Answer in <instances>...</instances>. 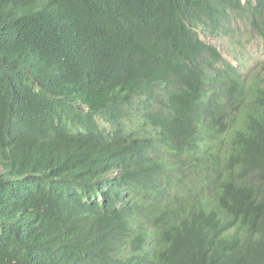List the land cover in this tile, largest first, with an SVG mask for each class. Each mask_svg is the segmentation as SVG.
<instances>
[{"label": "trees", "instance_id": "obj_1", "mask_svg": "<svg viewBox=\"0 0 264 264\" xmlns=\"http://www.w3.org/2000/svg\"><path fill=\"white\" fill-rule=\"evenodd\" d=\"M232 19L264 53V0H0V264L121 262L141 213L131 241L156 242L130 264H264V58L243 72L197 33L242 49ZM192 208L198 239L171 243Z\"/></svg>", "mask_w": 264, "mask_h": 264}, {"label": "clouds", "instance_id": "obj_2", "mask_svg": "<svg viewBox=\"0 0 264 264\" xmlns=\"http://www.w3.org/2000/svg\"><path fill=\"white\" fill-rule=\"evenodd\" d=\"M246 1L247 0H241L242 3H245ZM234 20L242 21L240 19H232L231 21H234ZM232 25H233V23H232ZM232 27L233 28H239L236 26H232ZM207 29H209V28H207ZM197 33L200 35V39L204 43H208V44L215 46L214 44L208 42L206 39L203 38L204 34L207 35V33H209L208 30H206L204 28H198ZM213 36H215V35H213ZM239 50H240L239 52L242 51V49H239ZM260 50H261V47H260ZM239 52L235 53L236 58H237V55ZM260 52L263 53L262 51H260ZM245 53H247V52H245ZM203 54H204V50H201L199 58ZM222 55L227 60H229L231 63H233L235 66L239 65V59L238 58H237L238 62H235V61H232L231 59H228L223 53H222ZM263 55H264V53H263ZM244 58H245V56H244ZM244 58H243V61H245ZM256 58L261 59L262 57H259V55L251 56L250 57L251 62L249 65H247L243 69V72L247 71V68L252 64V62ZM245 65H246V63H245ZM130 100H132V106H131L132 109L136 110V107L138 108V110L144 109L148 114H152V113L156 112L157 109L159 107H161L163 104H170L169 100L164 95L154 94V93H150V92L133 94V97L130 98ZM78 106L82 107V108L86 107V105H83V104H78ZM169 113H170V111H169ZM246 113L248 116L247 117L248 124L250 122L253 123L257 119L263 118L262 116L264 115V103H258L256 106H254V107L250 108L248 111H246ZM97 120L102 127H109V124L106 123L105 121H103L102 118L98 117ZM104 123L106 124L105 126H104ZM138 125H139V123H137V122L128 123V127L126 128V130L128 132H130L132 128L135 129ZM195 148L200 150L199 142L196 144ZM165 154L168 157L171 164L178 167V168H179L181 162H177V160L179 158H182L185 161L187 158L186 152L180 154V153H178V151L172 150L171 148L166 149ZM47 213H51V212L49 211V209L47 207H43L41 209L40 215L43 216ZM189 215L191 217L190 220H181L180 222L176 223L175 228H174V233L172 235H168L166 232H164L160 229V231L164 235H166L170 241H173L171 243H176V244H181V245H191L198 239V238H196V235L199 232L197 229V225H195L193 221L196 219L203 218L204 215H203L202 211L198 208H196V209L192 208V212L189 213ZM147 217H148V215L146 213H141L137 219H133V218L128 216V220H126V221H127L128 225L130 224L129 228H131V230L133 229L132 235L129 234L128 232L125 234V235L128 234V236H127L124 244L120 247L118 252H115V253H117L118 258L121 260V262H115V264H130L129 259L133 255H139V256H148L149 255L151 248L153 247V245L156 242V230L155 229H153L152 227H149V226H143L142 227L144 229V231L149 232V234L144 236V238L141 242L140 248H138L137 244H135L131 241L132 237L140 232L141 226L137 225L136 223H143ZM129 231H130V229H129ZM125 235H123L122 237H124ZM11 251L12 250H10V252ZM91 261H93L92 257H91ZM31 264H33V261H31Z\"/></svg>", "mask_w": 264, "mask_h": 264}, {"label": "rangeland", "instance_id": "obj_3", "mask_svg": "<svg viewBox=\"0 0 264 264\" xmlns=\"http://www.w3.org/2000/svg\"><path fill=\"white\" fill-rule=\"evenodd\" d=\"M233 26L239 27L238 31H245L242 35L241 42H242V52H247L245 53V63L246 66L250 64L251 56H257L262 57L263 59L264 55L260 51V44H261V37L259 34H256L247 40V32L244 27L245 23L244 21H234ZM203 38L206 39L208 42L214 44L219 51H221L228 59H231L232 61L238 62L236 58V52H239V49H236L232 45V41L230 39V36H227L224 32H220L219 34L213 36L207 33V35H203ZM106 124L104 123V126Z\"/></svg>", "mask_w": 264, "mask_h": 264}, {"label": "bare ground", "instance_id": "obj_4", "mask_svg": "<svg viewBox=\"0 0 264 264\" xmlns=\"http://www.w3.org/2000/svg\"><path fill=\"white\" fill-rule=\"evenodd\" d=\"M194 34V33H193ZM196 35V34H195ZM61 186V185H60Z\"/></svg>", "mask_w": 264, "mask_h": 264}]
</instances>
